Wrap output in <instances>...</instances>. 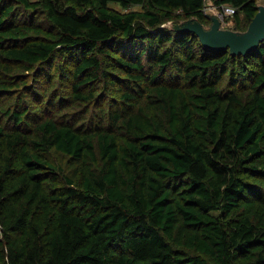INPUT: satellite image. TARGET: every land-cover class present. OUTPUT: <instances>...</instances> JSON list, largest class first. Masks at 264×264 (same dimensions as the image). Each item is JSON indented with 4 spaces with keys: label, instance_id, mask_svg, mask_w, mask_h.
Wrapping results in <instances>:
<instances>
[{
    "label": "trees",
    "instance_id": "trees-1",
    "mask_svg": "<svg viewBox=\"0 0 264 264\" xmlns=\"http://www.w3.org/2000/svg\"><path fill=\"white\" fill-rule=\"evenodd\" d=\"M207 1L232 6L237 31L258 6L0 0V95L32 75L69 81L40 114L0 105V264H264V41L232 56L165 26H208ZM97 85L109 106L55 116Z\"/></svg>",
    "mask_w": 264,
    "mask_h": 264
},
{
    "label": "rangeland",
    "instance_id": "rangeland-1",
    "mask_svg": "<svg viewBox=\"0 0 264 264\" xmlns=\"http://www.w3.org/2000/svg\"><path fill=\"white\" fill-rule=\"evenodd\" d=\"M31 2H39L40 0H29ZM256 5H264V0H256ZM205 14H213V4L209 1L206 2L205 5ZM110 10L119 12V13H125L126 11L123 10L120 5H118L115 2H110L108 5ZM38 8H36L35 10H38ZM141 7H134L131 8V11H140ZM40 11V10H39ZM41 13V12H40ZM174 19L176 21H180L185 19L184 16H181L179 14L178 11L174 12ZM215 16V15H214ZM240 22L242 23V27L243 29H246L248 22L244 19V16L242 13H239L238 15ZM43 15L42 14H38L37 16L33 17V23L32 24H41L42 26H46V23L43 19ZM16 21L19 22H28L29 21V16H28V12L24 11V9L22 8H18L17 12H16V16H15ZM220 20V18H218ZM221 21V27L222 28H227V29H234L237 24L235 23V21H233L230 18H223V21ZM70 68V67H69ZM25 75V74H24ZM29 78L30 75H27ZM31 82L28 85V88H23L22 86H14L10 92L5 93V94H1L0 95V105H4V106H10V108L15 107V104H18V101H22V108H28L29 112H31V114H35L41 113V110L43 109V107L46 106L45 104V99L43 98V92L46 93H51L54 94V100L61 96V98L66 97L68 95V91H69V85H68V80H58L56 79L55 83H48V81L45 80V75L43 76L42 74L39 75V77H35L34 75H32L30 77ZM95 94L97 96V99H95L93 101V103L91 104H87L85 107L84 105H77V106H67L65 104V101L62 102L61 107H59V110L57 109V112L55 113V116L59 117V118H63L65 119L66 117L69 116V113L72 112H77L80 111L82 112L83 115L82 116V121H86L89 120L93 115H95L96 111L100 109V106H109L110 104L108 103V98H101L100 95L103 92V89L101 86H96ZM112 90H110V93L108 94V96L112 95L111 92ZM4 95V96H3ZM114 95L116 96V92H114ZM58 101V100H57ZM57 101H55V103H57ZM85 110H89V111H85ZM49 115H53L52 112ZM5 124H8V122L5 119ZM49 158L51 160V162L58 166L60 168V170L66 174V175H71L72 171H73V166L71 165V162L68 160V157L52 151L49 155ZM259 180V179H258ZM259 184H263L264 185V181H257ZM262 185V186H263ZM0 237H1V233H0Z\"/></svg>",
    "mask_w": 264,
    "mask_h": 264
},
{
    "label": "water",
    "instance_id": "water-1",
    "mask_svg": "<svg viewBox=\"0 0 264 264\" xmlns=\"http://www.w3.org/2000/svg\"><path fill=\"white\" fill-rule=\"evenodd\" d=\"M210 24L203 26L197 19L190 18L165 26L176 32H187L196 35L202 46L216 52H226L232 56H245L256 50L264 41V5L257 6V12L251 19L247 29L237 31L221 27V21L214 15L206 14Z\"/></svg>",
    "mask_w": 264,
    "mask_h": 264
},
{
    "label": "built area",
    "instance_id": "built-area-1",
    "mask_svg": "<svg viewBox=\"0 0 264 264\" xmlns=\"http://www.w3.org/2000/svg\"><path fill=\"white\" fill-rule=\"evenodd\" d=\"M213 14L223 21V18H232L235 14V9L230 5L213 6Z\"/></svg>",
    "mask_w": 264,
    "mask_h": 264
}]
</instances>
